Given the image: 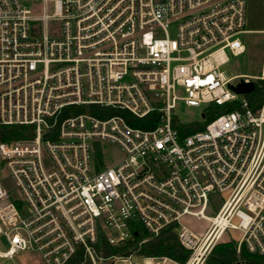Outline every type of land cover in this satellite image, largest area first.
Instances as JSON below:
<instances>
[{
    "label": "built area",
    "instance_id": "2783aa9c",
    "mask_svg": "<svg viewBox=\"0 0 264 264\" xmlns=\"http://www.w3.org/2000/svg\"><path fill=\"white\" fill-rule=\"evenodd\" d=\"M246 17L247 0H0V126L32 127L0 139L17 188L0 181V257L139 264V247L169 227L186 260L144 264H212L229 229L238 252L264 255V94L253 104L254 89L231 87L263 85L264 63L258 75L223 68L246 51ZM179 101L203 120H182ZM210 105L232 109L207 121ZM103 141L123 153L111 165ZM213 194L223 203L210 215ZM186 215L209 221L202 235Z\"/></svg>",
    "mask_w": 264,
    "mask_h": 264
},
{
    "label": "rangeland",
    "instance_id": "374dc122",
    "mask_svg": "<svg viewBox=\"0 0 264 264\" xmlns=\"http://www.w3.org/2000/svg\"><path fill=\"white\" fill-rule=\"evenodd\" d=\"M247 23L248 31L239 35L240 40L245 45L246 51L237 56H231L230 61L223 67L229 75L236 74H260L262 64L264 63V0H247ZM172 36L174 31L171 30ZM239 79H235L237 82ZM176 113L182 120H203V107L190 106L183 101H179L175 108ZM207 119V117H206ZM206 123V122H205ZM201 125H204L200 123ZM198 127V126H197ZM199 129V128H196ZM195 129V130H196ZM193 131V130H192ZM103 158L106 165H111L122 155L120 147L109 141L102 142ZM0 181H2L12 192L17 191L14 180L6 165L5 160L0 155ZM213 208L209 212L214 215L223 203V197L220 194L211 195ZM183 224L189 227L197 235H202L209 226V221L204 218H198L192 215H186L182 219ZM241 237V232L237 229H229L228 234L224 235L218 243L227 241H237ZM217 243V244H218ZM9 247L5 237H0V249L7 250ZM215 247V246H214ZM213 247V248H214ZM213 252V249H212ZM211 252V254H212ZM237 254H240L237 250ZM139 264L145 263L143 254H136L133 257ZM0 264H44L41 255L31 250L18 251L12 257H0Z\"/></svg>",
    "mask_w": 264,
    "mask_h": 264
},
{
    "label": "trees",
    "instance_id": "16d2710c",
    "mask_svg": "<svg viewBox=\"0 0 264 264\" xmlns=\"http://www.w3.org/2000/svg\"><path fill=\"white\" fill-rule=\"evenodd\" d=\"M264 94V84H256L254 90L247 96L252 100L253 104L260 101ZM232 109L231 106H215L210 105L206 112L207 121H210L218 112ZM198 126V127H197ZM204 125L194 123L186 127L185 133L202 128ZM32 134V127L30 125H8L0 126V139L27 138ZM139 238H135L128 244L122 247L109 249V252L117 251L119 249H127L133 251L139 247ZM141 254L153 256H168L175 260L184 261L189 255V250L183 248L179 241L176 232L172 227L166 228L158 235L152 236L147 242L140 247ZM209 260L212 264H264V255L250 252L245 247L241 248L240 254H237V245L234 241H227L218 243L213 248Z\"/></svg>",
    "mask_w": 264,
    "mask_h": 264
},
{
    "label": "water",
    "instance_id": "95a60500",
    "mask_svg": "<svg viewBox=\"0 0 264 264\" xmlns=\"http://www.w3.org/2000/svg\"><path fill=\"white\" fill-rule=\"evenodd\" d=\"M254 82L241 81L237 85H231V87L238 93H249L254 89Z\"/></svg>",
    "mask_w": 264,
    "mask_h": 264
}]
</instances>
